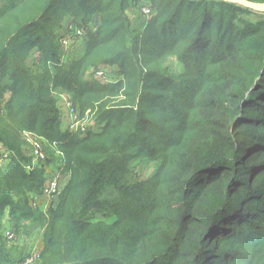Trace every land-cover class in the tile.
Instances as JSON below:
<instances>
[{
    "label": "trees",
    "instance_id": "obj_1",
    "mask_svg": "<svg viewBox=\"0 0 264 264\" xmlns=\"http://www.w3.org/2000/svg\"><path fill=\"white\" fill-rule=\"evenodd\" d=\"M39 2L0 8V143L14 154L0 167V264L18 262L8 208L17 229L46 224L38 264H264V13L223 0ZM63 19L84 30L71 52ZM106 67L116 83L87 78ZM54 87L82 116L97 109L102 128L62 130ZM23 132L54 152L32 171ZM57 151L70 178L45 215L31 199L61 168ZM142 157L160 163L136 181Z\"/></svg>",
    "mask_w": 264,
    "mask_h": 264
},
{
    "label": "built area",
    "instance_id": "obj_2",
    "mask_svg": "<svg viewBox=\"0 0 264 264\" xmlns=\"http://www.w3.org/2000/svg\"><path fill=\"white\" fill-rule=\"evenodd\" d=\"M143 14L146 17L151 16L152 12L148 7H144L142 9ZM69 30L68 35L63 39L62 43L65 47V50L71 51V44L70 42L74 40V38L79 35H84V30L79 28H74L73 25H69L67 27ZM93 79L100 81L104 84H111L116 83V78L113 77L111 74V70L109 67L101 68L98 71L94 72L92 76L90 77V81ZM63 107L66 109V111L69 114L70 117V129L72 132H81V134L86 135L90 131H99L103 125H96L95 120L93 118V114L90 115L88 112L87 115L81 116L79 109L74 105V102L72 98L70 97H63L62 99ZM3 104V103H2ZM2 106V105H1ZM3 109V107L1 108ZM62 110V109H61ZM25 138L27 142V146L29 148V155L32 159V165L26 166L25 169L27 171H32V169L35 166H40L41 163L45 162L47 160V154L45 149L43 148V140L31 133H25ZM53 146H56L53 144ZM57 156L62 158V165L61 168L59 165H57V168L59 171L55 174H50L49 171H47V178L45 180V187L42 191V194L40 196H34L32 197L31 205H36V202L44 200L47 205H50V202L54 198V196H57L61 192L60 184L63 182L61 179L63 177L62 175V167L64 164V154L61 151H57ZM13 156V153L6 148L3 144H0V167H3L9 163L8 158H11ZM51 206V205H50ZM5 237L8 240L9 243H14L17 240L18 234L13 231H7L5 233ZM40 251L38 249H35L26 260L21 262L20 264H37L40 262Z\"/></svg>",
    "mask_w": 264,
    "mask_h": 264
},
{
    "label": "rangeland",
    "instance_id": "obj_3",
    "mask_svg": "<svg viewBox=\"0 0 264 264\" xmlns=\"http://www.w3.org/2000/svg\"><path fill=\"white\" fill-rule=\"evenodd\" d=\"M26 1H30V0H0V8H3V7H8L9 6V4H24V3H26ZM40 2H41V0H40ZM40 2H39V4H40ZM38 4H36V5H34V10H30L29 11V14H33V13H35V7L37 6ZM261 5H263L264 6V4H261ZM143 9V8H142ZM142 9H141V12H142ZM254 12H255V10H254ZM131 13V12H130ZM262 13H264V12H262ZM131 15V17H132V19H135V20H133V24H135L137 27H140V28H142V26L144 25V23H142V21L140 20V19H137V17H138V15L137 14H133V13H131L130 14ZM133 15L135 16V17H133ZM69 16H67V18H68ZM145 18V17H144ZM65 19H66V17H65ZM65 19H63L62 20V29H61V31H59L58 33L60 34V37H62L64 34H65V31H66V28L68 27V25H66L65 23H66V21H65ZM145 19H147L148 20V18H145ZM251 19L254 21V20H258V19H260V18H258V16H256L255 14H252L251 15ZM80 29V28H79ZM84 33V32H83ZM62 35V36H61ZM80 36L79 35H77L75 38H74V40L75 39H77V38H79ZM62 40V39H61ZM78 40H81V39H78ZM81 43H83V42H81ZM84 44V43H83ZM83 46L84 45H81L80 47L81 48H83ZM79 46L77 45L76 46V49L78 48ZM75 49V50H76ZM39 50V48H35L34 50H33V52H32V55H31V58H30V63H32V62H34V61H39L38 59H36V60H34V54H36V52ZM77 51V50H76ZM71 52V51H70ZM67 53H69V52H67ZM67 53H65V54H67ZM64 55V54H63ZM69 55V54H68ZM64 59H63V61L66 63L67 61H68V58L64 55V57H63ZM166 67H167V69H168V72L169 73H171V74H175V73H179V72H181L183 69L181 68V66L179 65V64H177V62L175 61V60H173V59H171L169 62H167V65H166ZM35 69H38V68H35ZM117 69V68H116ZM113 70V69H112ZM114 71V70H113ZM39 72H41V70H39ZM38 72V73H39ZM53 72V71H52ZM88 79L90 78L89 76L87 77ZM51 91H52V93H53V96H54V99H55V102H56V106H57V108L60 110V112H61V114H60V123H61V128H62V126H63V128L64 129H66V131H69V132H71V133H76V132H72L71 131V129H70V126H69V122H68V118L70 119V117H69V114H68V112L66 111V109L63 107V103H62V98L63 97H65V96H67V97H70V99H71V96L68 94V93H66V92H63L60 88H58V87H54V88H52L51 89ZM76 107L78 108V106L76 105ZM62 109V110H61ZM79 109V108H78ZM97 110V109H96ZM96 110L93 112H91L90 110L89 111H87L86 112V115H87V113L89 112L90 113V115H92L93 113H95L96 112ZM79 112H80V110H79ZM80 115H81V113H80ZM82 116V115H81ZM25 133H27V132H23L22 134H21V138L23 139V140H26V138H25ZM83 136H85L84 134H83ZM43 148L44 149H46L47 150V152H48V154H52V155H54V152L51 150V147L48 145V142L46 141V143L45 142H43ZM23 154L24 155H29V148H28V146L26 145V149H24V151H23ZM13 156H14V154H13ZM13 156L11 157V158H8L9 160H7V161H10L12 158H13ZM159 163H160V161H153V160H150V159H148V158H146V157H142V158H139V159H137L133 164H132V174H133V176H134V179L136 180V181H143V180H146V179H148V178H150L154 173H155V171L157 170V168H158V165H159ZM4 167V166H3ZM2 168V167H1ZM64 170V169H63ZM63 170L61 171L62 172V175H63V181H64V179H66V176H69V178H70V174L68 173V172H66L65 171V174H64V172H63ZM69 178H68V181H69ZM66 181V180H65ZM68 181L65 183V185L62 187V183L60 184V188H61V192H60V194L62 193V191L64 190V188L66 187V185H67V183H68ZM44 187H45V183H44V185H43V189H44ZM42 194V193H41ZM40 194V195H41ZM16 198V197H15ZM55 200H56V197L55 198H53L52 199V201H51V203H50V205H51V207L52 206H54L55 205ZM31 201H32V199H31ZM32 208L33 209H40V211L43 213V214H47V212H48V210H47V203L44 201V200H41V201H38V202H36V205H32ZM8 210H10V208H8ZM13 231V232H15L14 230H12V229H8V230H4L3 231V237L5 238V240L6 241H8L7 239H6V237H5V233L7 232V231ZM45 234V233H44ZM17 239H18V237H17ZM17 241V240H16ZM37 243H35V245H36ZM18 245V244H17ZM13 249H14V251H16L17 250V248H14L13 247ZM24 251V252H23ZM21 252H22V255H21V259H22V261L21 262H23L24 260H26V258H28L29 257V255H30V253H28V251L26 252V246H24L23 247V249L21 250ZM21 262H19V263H17V264H20ZM38 264V263H37Z\"/></svg>",
    "mask_w": 264,
    "mask_h": 264
},
{
    "label": "crops",
    "instance_id": "obj_4",
    "mask_svg": "<svg viewBox=\"0 0 264 264\" xmlns=\"http://www.w3.org/2000/svg\"><path fill=\"white\" fill-rule=\"evenodd\" d=\"M258 17H262V15H258ZM7 98H9V94L7 95ZM68 122L70 124V119L69 118H68ZM62 130H64L63 126H62ZM0 144H2V143H0ZM54 163H52V166H50L49 169L47 170V171H49L50 174H55V173H57L59 171V169L57 168V165H53ZM63 172L65 174L64 170H63ZM68 178H69V176H66V179H64V181L61 184L62 187L68 181ZM61 179L63 180V177ZM55 197L56 196H54V198ZM47 201L49 203H51L49 200H47ZM50 208H51V206L47 205V210L48 211H49ZM1 224H2V235H3V231L5 229L6 230H8V229L15 230L17 232V234H18L17 241H15L14 243L10 244L11 245V254H12V256L14 258H16L15 260H18V262H19V259H21L20 258L21 255H22L21 250L23 249L24 246H26V252L28 251V253H30V254L35 249H38V251H40V252L42 251L43 238H44V233H45V230H46V224L34 225L30 221H25V222L22 221L21 224H20V228L17 229L13 225L12 217L10 215V210H8V209H6L4 211V214H3L2 218H1ZM35 243H37V244L35 245ZM13 247L17 248V250L14 251Z\"/></svg>",
    "mask_w": 264,
    "mask_h": 264
},
{
    "label": "water",
    "instance_id": "obj_5",
    "mask_svg": "<svg viewBox=\"0 0 264 264\" xmlns=\"http://www.w3.org/2000/svg\"><path fill=\"white\" fill-rule=\"evenodd\" d=\"M226 2H230V3H234L237 5H241V6H247L253 10L259 11V12H264V6L263 5H259V4H255L246 0H223Z\"/></svg>",
    "mask_w": 264,
    "mask_h": 264
},
{
    "label": "clouds",
    "instance_id": "obj_6",
    "mask_svg": "<svg viewBox=\"0 0 264 264\" xmlns=\"http://www.w3.org/2000/svg\"><path fill=\"white\" fill-rule=\"evenodd\" d=\"M17 234V233H16Z\"/></svg>",
    "mask_w": 264,
    "mask_h": 264
}]
</instances>
